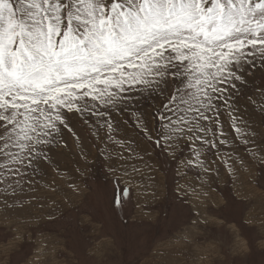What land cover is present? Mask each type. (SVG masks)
I'll list each match as a JSON object with an SVG mask.
<instances>
[{
  "label": "snow or ice",
  "instance_id": "1",
  "mask_svg": "<svg viewBox=\"0 0 264 264\" xmlns=\"http://www.w3.org/2000/svg\"><path fill=\"white\" fill-rule=\"evenodd\" d=\"M254 70L264 78V0H0V207L25 209L31 201L20 199L18 177L36 184L63 131L75 135V120L122 149L101 152L117 190L113 207L121 209L133 173L142 172L131 162L144 161L146 149L135 138L116 139L114 117L139 103L137 96L160 101L149 119L132 113L137 136L183 169L203 173L211 171L207 153L229 145L221 122L226 112L234 139L246 146L249 159L238 163L251 184L264 170V131L240 127L237 106ZM259 112L264 126V104ZM177 175L187 172L178 167ZM54 184L55 177L52 191ZM174 191L177 199L200 195L179 180ZM236 192L242 201L251 197L243 185ZM18 239L19 233L11 243ZM257 246L264 252V238ZM238 250L246 255L248 242Z\"/></svg>",
  "mask_w": 264,
  "mask_h": 264
},
{
  "label": "rangeland",
  "instance_id": "2",
  "mask_svg": "<svg viewBox=\"0 0 264 264\" xmlns=\"http://www.w3.org/2000/svg\"><path fill=\"white\" fill-rule=\"evenodd\" d=\"M254 74L256 79L252 81L249 77L252 82L242 89L244 95L237 107L243 116L238 123L242 128L247 125L249 132L255 129L259 134L264 131L259 112L264 104L260 93L264 78L259 71L254 70ZM136 100L139 103L133 102L114 117L119 122L115 125L117 131L112 133L116 139L135 138L146 149L141 152L144 161L131 162L142 172L133 173L129 197L123 207L113 208L115 181L101 155L102 151L120 152L122 149L106 138L94 136L95 128L73 120L75 135L63 131L60 143L50 152L53 163H42V174L34 177L37 183L30 185L29 177H18L23 185L20 199L31 202L26 203L25 209L14 211L0 207V264H84L85 260L88 264L264 262V252L257 246V241L264 238V224L260 223L264 219V170H258L257 179L249 183L247 172L238 163L241 158L249 159L246 146L234 139L236 133L232 131L227 113L221 116V122L229 145L207 153L205 166L211 167V171L203 173L200 169H183L152 142L137 136L132 113H143L145 119H149L152 104L158 106L160 101L140 96ZM103 135L101 130L100 136ZM225 161L237 170L234 175L229 176ZM113 163L119 162L114 159ZM178 167L187 172V176H178ZM53 177L55 191L46 186L52 183ZM177 180L195 187L199 199L195 196L177 199L174 191ZM70 184L78 186L79 192H74ZM241 185L244 191L251 193L247 202L237 196L236 188ZM32 186L35 191L30 190ZM222 189L231 197L227 207L222 199L227 191ZM152 192L156 193L155 197ZM195 220L199 223L194 224ZM128 223L129 233L122 232ZM17 233L21 239L13 245L11 242ZM242 240L249 244L246 255L238 250Z\"/></svg>",
  "mask_w": 264,
  "mask_h": 264
},
{
  "label": "crops",
  "instance_id": "3",
  "mask_svg": "<svg viewBox=\"0 0 264 264\" xmlns=\"http://www.w3.org/2000/svg\"><path fill=\"white\" fill-rule=\"evenodd\" d=\"M261 179V178H260ZM105 180H107L106 179V177H105ZM101 182H103V183H105L106 181H101ZM106 184H107V182H106ZM121 188H123V187H121ZM236 189H238V188H236ZM223 190H225V189H222V191ZM225 191H227V190H225ZM227 195H225L226 197H223L221 194H220V196H222L221 198L223 199V202H224V205H225V207H227V200H231L230 198V195H229V192L227 191V193H226ZM229 196V197H228ZM235 200H237V199H235ZM114 208V207H113ZM116 215H117V213H116ZM118 216V215H117ZM119 216H120V214H119ZM159 222H161V221H159ZM161 224H159V226H160ZM129 230H130V224L128 223V225L125 227V229H123L122 228V232L124 231V232H126V233H129ZM160 231V230H159ZM158 231V232H159ZM157 232V233H158ZM127 239V238H126Z\"/></svg>",
  "mask_w": 264,
  "mask_h": 264
},
{
  "label": "trees",
  "instance_id": "4",
  "mask_svg": "<svg viewBox=\"0 0 264 264\" xmlns=\"http://www.w3.org/2000/svg\"><path fill=\"white\" fill-rule=\"evenodd\" d=\"M97 178H99V177H97L96 175H95V179H97ZM98 180V179H97ZM101 184H104L103 182H101ZM116 192H117V190L115 189L114 190V196L116 195Z\"/></svg>",
  "mask_w": 264,
  "mask_h": 264
},
{
  "label": "bare ground",
  "instance_id": "5",
  "mask_svg": "<svg viewBox=\"0 0 264 264\" xmlns=\"http://www.w3.org/2000/svg\"><path fill=\"white\" fill-rule=\"evenodd\" d=\"M211 168V167H210ZM50 183H51V181H50ZM56 184V183H55ZM46 186H48V185H46ZM33 187V186H32ZM53 187H55V186H53ZM31 188V187H30ZM219 199V198H218ZM40 216V215H39ZM32 217V216H31ZM34 219V218H33ZM40 252H41V250H40Z\"/></svg>",
  "mask_w": 264,
  "mask_h": 264
}]
</instances>
